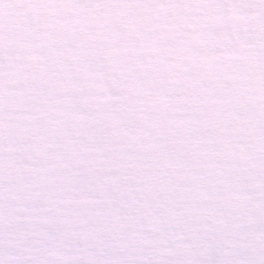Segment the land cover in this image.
I'll use <instances>...</instances> for the list:
<instances>
[{
	"label": "snow or ice",
	"instance_id": "obj_1",
	"mask_svg": "<svg viewBox=\"0 0 264 264\" xmlns=\"http://www.w3.org/2000/svg\"><path fill=\"white\" fill-rule=\"evenodd\" d=\"M0 264H264V0H0Z\"/></svg>",
	"mask_w": 264,
	"mask_h": 264
}]
</instances>
